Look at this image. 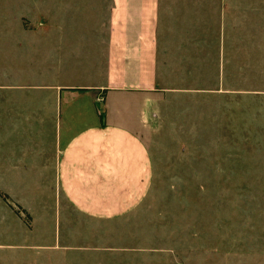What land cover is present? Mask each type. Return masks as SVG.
Returning <instances> with one entry per match:
<instances>
[{"label":"rangeland","instance_id":"obj_1","mask_svg":"<svg viewBox=\"0 0 264 264\" xmlns=\"http://www.w3.org/2000/svg\"><path fill=\"white\" fill-rule=\"evenodd\" d=\"M112 4L0 0V35L22 44L44 34L51 46L61 28L69 41L76 31L80 41L103 44ZM251 21L233 36L240 48L224 57L201 49L194 19L186 48L170 50L171 80L143 133L153 162L145 209L159 215L147 234L122 237L126 226L91 220L65 199L56 115L32 138L10 130L5 108L25 105L14 94L24 87L0 78V264H264V19ZM83 73L82 83L92 79ZM23 150L32 176L7 177Z\"/></svg>","mask_w":264,"mask_h":264},{"label":"crops","instance_id":"obj_2","mask_svg":"<svg viewBox=\"0 0 264 264\" xmlns=\"http://www.w3.org/2000/svg\"><path fill=\"white\" fill-rule=\"evenodd\" d=\"M110 1L103 44L90 37L80 41L76 31L69 41L61 28L51 46L44 34L22 44L0 35V78L24 87L14 94L25 105L5 108L9 129L32 138V130L40 131L48 115H56L57 178L65 199L91 220L126 226L123 237L151 233L158 224L159 215L145 209L153 162L143 133L157 110L161 84L171 80L170 50L186 48L181 44L194 19L201 49L224 57L225 49L240 48L233 36L241 24L264 19V0ZM230 34L235 45L229 44ZM216 65L223 74L224 63ZM84 70L92 79L82 83ZM29 157L23 150L13 158L7 177H31Z\"/></svg>","mask_w":264,"mask_h":264},{"label":"built area","instance_id":"obj_3","mask_svg":"<svg viewBox=\"0 0 264 264\" xmlns=\"http://www.w3.org/2000/svg\"><path fill=\"white\" fill-rule=\"evenodd\" d=\"M97 100H98V101H101V98H98Z\"/></svg>","mask_w":264,"mask_h":264}]
</instances>
